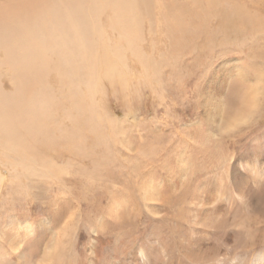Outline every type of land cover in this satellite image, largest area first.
Instances as JSON below:
<instances>
[{
  "label": "bare ground",
  "instance_id": "bare-ground-1",
  "mask_svg": "<svg viewBox=\"0 0 264 264\" xmlns=\"http://www.w3.org/2000/svg\"><path fill=\"white\" fill-rule=\"evenodd\" d=\"M145 31L154 43L152 51L180 47L185 40L194 43L190 44L196 51L191 68L199 65L196 56L214 58L239 51L247 58L255 57L264 54V0H0V159L6 168L5 173L0 171V184L7 174L16 176L19 170L37 177L34 180L43 191L41 196L27 193L28 215L20 223L13 218L10 222L16 225L10 248L15 256L24 260V243L35 242L40 230L42 236L51 233L42 257L46 264H80L77 250L86 231L97 236L105 231L108 238L115 237L116 248L123 241L119 253L125 254L124 261L109 264H153L148 248L155 245L161 249L163 264L190 262L186 244L174 233L182 228L181 214L170 209L175 201L161 198L155 204V198L142 209L135 197L131 206L112 199L113 195L99 199L94 179L81 172L84 177H73L44 153H56L61 143L76 146L69 138L82 130L97 134L105 121L97 113L98 107L103 110L98 101L104 96L103 88L109 87L116 97L128 81L133 82L126 54L146 70L152 67L153 54H146L142 46ZM181 64L176 66L179 70L184 67ZM229 76L223 73L220 79H212L218 97L210 96L204 113L213 115V121L220 118L224 105L220 93ZM255 86L258 93L260 82ZM220 196L211 192L202 204V214L222 209L223 204L216 206L223 201ZM32 208L42 210L43 219L35 222ZM76 219L78 228L71 231ZM79 222L88 224L81 227ZM206 233V239L213 238L215 229L210 227ZM72 250V258L64 263ZM263 260L261 251L248 264Z\"/></svg>",
  "mask_w": 264,
  "mask_h": 264
},
{
  "label": "rangeland",
  "instance_id": "rangeland-1",
  "mask_svg": "<svg viewBox=\"0 0 264 264\" xmlns=\"http://www.w3.org/2000/svg\"><path fill=\"white\" fill-rule=\"evenodd\" d=\"M144 39L143 50L153 54L152 67L146 70L126 54L133 82L128 81L126 89L116 97L109 87L103 88L104 96L98 97L103 110L98 107L97 113L105 121L97 134L82 130L69 138L77 147L61 143L56 153H44L57 168L73 177H84L80 174L85 173L94 179L100 188L99 199L113 195L112 199L131 206L135 197L142 209L155 198V204L161 198L175 201L170 209L181 214L182 228L174 233L180 234L187 246L188 264H248L253 255L264 251V54L247 58L242 52L229 51L214 58L196 56L199 65L191 68L196 51L190 40L180 42V47L171 45L168 50L153 52L154 43L148 34ZM178 62L184 65L180 70ZM223 73L231 76L220 93L224 102L220 118L213 121V115L207 116L204 110L208 109L210 96L218 97L213 80L220 79ZM256 82L261 84L258 93ZM0 171H6L1 159ZM36 178L17 170L16 176L7 174L0 184V264H46L42 257L51 233L42 236L37 230V240H30L34 245L24 243V260L10 250L16 233V225L10 223L12 218L18 220L16 223L25 220L27 193H43ZM211 192L221 195L223 203L218 200L216 206L223 204L222 209L217 206L204 215L202 204ZM44 215L37 209L32 218L37 222ZM79 223L81 227L88 224ZM72 225L71 231L78 224ZM210 227L215 233L206 239ZM19 232L23 236V230ZM86 234L77 250L80 264L124 261L125 254L119 253L123 241L116 248L115 237L108 238L105 231H99L100 236L88 231ZM141 241L145 242V238ZM148 250L151 263L163 264L159 245ZM72 256L73 250L64 263Z\"/></svg>",
  "mask_w": 264,
  "mask_h": 264
}]
</instances>
